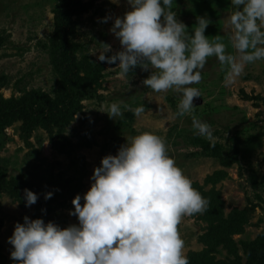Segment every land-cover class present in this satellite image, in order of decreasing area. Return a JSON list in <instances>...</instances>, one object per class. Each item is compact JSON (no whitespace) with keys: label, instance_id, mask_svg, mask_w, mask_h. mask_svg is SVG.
I'll return each instance as SVG.
<instances>
[{"label":"rangeland","instance_id":"obj_1","mask_svg":"<svg viewBox=\"0 0 264 264\" xmlns=\"http://www.w3.org/2000/svg\"><path fill=\"white\" fill-rule=\"evenodd\" d=\"M83 1L93 7L72 16L79 49L51 40L60 0H0V95L8 101H0V264H16L8 238L25 216L61 228L78 224L69 214L73 198L89 189L102 157L141 132L162 137L170 157L209 200L207 211L184 216L178 225L190 264H264V59L226 84L225 66L208 58L203 79L191 85L201 97L194 98L192 112L174 118L182 94L147 88L150 69L122 76L118 66L93 54L101 43L112 47L106 55L121 50L109 29L131 10L127 0ZM172 10L189 34L198 17L208 18L205 36H220L235 53L231 0H175ZM86 55L93 61L79 62ZM112 103L121 105L123 118L103 112ZM125 105H144L145 112L137 117ZM193 118L211 126L210 139L197 134ZM235 138L238 162L232 160ZM203 142L215 144L221 156ZM26 189L38 196L31 206ZM48 192L53 195L45 199Z\"/></svg>","mask_w":264,"mask_h":264},{"label":"clouds","instance_id":"obj_2","mask_svg":"<svg viewBox=\"0 0 264 264\" xmlns=\"http://www.w3.org/2000/svg\"><path fill=\"white\" fill-rule=\"evenodd\" d=\"M127 3L131 10L116 17L109 29L121 50L106 55L112 47L101 43L102 49L93 54L118 66L122 76L136 67L150 69L151 75L143 80L147 88L182 94L174 118L192 112L194 98L201 97L191 85L203 79L208 58L216 57L225 66L226 84L240 77L248 64L264 59V0H231L235 10L228 24L234 54L227 52L220 36L212 40L205 36L210 23L205 16L197 18L189 34L172 10L175 0ZM124 107L137 117L145 112L144 105ZM103 112L113 120L124 115L118 103ZM193 127L198 135L211 138L208 123L193 118ZM90 180L83 196L77 194L72 200L69 214L78 224L61 228L27 216L15 224L8 243L16 264H190L178 225L184 216L207 211L209 200L170 157L162 137L151 132L131 137L115 155L102 157ZM52 195L46 193L45 199ZM37 200V194L25 190L26 206Z\"/></svg>","mask_w":264,"mask_h":264},{"label":"trees","instance_id":"obj_3","mask_svg":"<svg viewBox=\"0 0 264 264\" xmlns=\"http://www.w3.org/2000/svg\"><path fill=\"white\" fill-rule=\"evenodd\" d=\"M92 7H93V3L89 1L85 2L83 0H60L57 8L53 10L54 33L51 37L52 42L59 43L61 41L62 43H64V45H71V47L74 46V47H79V49H81L82 48L81 43L73 41L74 39L72 38L78 25L77 21L72 19V16L81 15L82 12L89 10ZM82 61H93V60L90 59L88 55H86L83 59L82 58L79 59V62ZM30 93L32 95H35L33 91H31ZM0 101H2L3 103L8 102L4 99L2 95H0ZM65 126L63 127V131ZM201 146L207 150H210L213 155L221 156V151L215 144L210 142H203ZM233 152L234 155L232 157V160L234 162H238L239 148L237 145L236 138L234 139ZM21 178L24 179L23 176L12 179L9 183V186H12L13 184H17Z\"/></svg>","mask_w":264,"mask_h":264}]
</instances>
